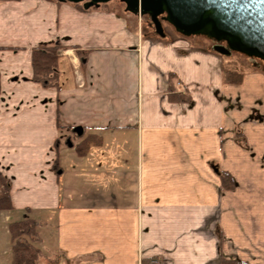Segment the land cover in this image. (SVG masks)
I'll return each mask as SVG.
<instances>
[{"label": "crops", "instance_id": "1", "mask_svg": "<svg viewBox=\"0 0 264 264\" xmlns=\"http://www.w3.org/2000/svg\"><path fill=\"white\" fill-rule=\"evenodd\" d=\"M134 16L0 0V174L12 204L0 210V264L12 261L8 224L24 217L36 221L39 264H264V67L224 82L221 54L145 37ZM54 41L65 49L45 87L31 53ZM69 137L89 139L87 152Z\"/></svg>", "mask_w": 264, "mask_h": 264}, {"label": "water", "instance_id": "2", "mask_svg": "<svg viewBox=\"0 0 264 264\" xmlns=\"http://www.w3.org/2000/svg\"><path fill=\"white\" fill-rule=\"evenodd\" d=\"M82 3L87 9L111 0H56ZM125 10L148 15L156 33L163 36L161 19L189 37L203 35L225 46L218 53L238 52L264 62V0H120ZM82 134V127L72 129ZM71 143H69L70 145Z\"/></svg>", "mask_w": 264, "mask_h": 264}, {"label": "trees", "instance_id": "3", "mask_svg": "<svg viewBox=\"0 0 264 264\" xmlns=\"http://www.w3.org/2000/svg\"><path fill=\"white\" fill-rule=\"evenodd\" d=\"M82 10L85 8L81 3H74ZM65 49L59 41L51 43L40 44L32 49L31 62H32V80L42 84L43 86H56L58 84V60L59 50ZM214 52L218 53L215 49ZM224 54V53H219ZM223 80L224 82L237 84L242 80V73L223 67ZM174 97L183 100L178 94ZM74 138L80 137L72 132ZM59 138L56 139L55 148L59 150ZM66 143H71V147L82 155L87 152L90 142L89 139L84 138L78 143H73V139L69 137ZM57 161L54 163V169L58 170ZM222 186L225 188H232L234 181L232 177L226 173H220ZM10 184L0 174V210H9L12 208L10 200ZM8 231L11 239V264H39L40 249L36 246L39 241L38 231L36 229V221L33 218L24 217L18 221H12L8 224ZM220 264H246L244 261L226 259L221 257Z\"/></svg>", "mask_w": 264, "mask_h": 264}, {"label": "rangeland", "instance_id": "4", "mask_svg": "<svg viewBox=\"0 0 264 264\" xmlns=\"http://www.w3.org/2000/svg\"><path fill=\"white\" fill-rule=\"evenodd\" d=\"M101 5H106L107 8L113 9L118 13H120L121 11H126L124 3L121 2L120 0H111ZM134 20L137 23V27L139 31L142 34H144L145 37L154 38L162 41H168L174 38H181V39L189 40L195 46H203L208 50H214V46H216V43H221L222 46H225L224 42H216L203 35H192L189 37H185L179 34L178 32H176L175 29L169 23H167L162 19H161V24L164 31L163 36L156 33L153 22L151 21L148 15H142V16L136 15ZM222 56L227 61L226 62L227 66L229 68H234L237 71L243 70L244 68H248V69L255 68L258 65L264 67L263 61L253 57H248L238 52L232 51L228 54H223Z\"/></svg>", "mask_w": 264, "mask_h": 264}, {"label": "built area", "instance_id": "5", "mask_svg": "<svg viewBox=\"0 0 264 264\" xmlns=\"http://www.w3.org/2000/svg\"><path fill=\"white\" fill-rule=\"evenodd\" d=\"M147 264H161L160 261L156 258H151Z\"/></svg>", "mask_w": 264, "mask_h": 264}, {"label": "flooded vegetation", "instance_id": "6", "mask_svg": "<svg viewBox=\"0 0 264 264\" xmlns=\"http://www.w3.org/2000/svg\"><path fill=\"white\" fill-rule=\"evenodd\" d=\"M216 45H220V46H222L221 43H216Z\"/></svg>", "mask_w": 264, "mask_h": 264}]
</instances>
